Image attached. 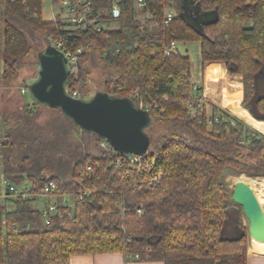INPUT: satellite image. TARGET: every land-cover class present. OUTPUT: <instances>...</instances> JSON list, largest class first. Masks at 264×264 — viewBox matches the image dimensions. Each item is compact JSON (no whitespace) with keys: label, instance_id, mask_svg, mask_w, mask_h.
I'll return each mask as SVG.
<instances>
[{"label":"trees","instance_id":"16d2710c","mask_svg":"<svg viewBox=\"0 0 264 264\" xmlns=\"http://www.w3.org/2000/svg\"><path fill=\"white\" fill-rule=\"evenodd\" d=\"M98 1L97 9L101 2L111 4ZM167 5L177 15L164 25ZM41 7L42 0H0L4 83L17 76L31 53L66 39L84 48L80 65L98 57L113 69V76L102 81L104 91L147 108L153 124L167 130L157 137L148 131L149 152L140 162L81 131L82 141L97 149L77 154L70 178L61 180L30 173L31 155L14 162L19 137H25L28 150L36 145L35 155L41 157L53 153L56 139L45 131L47 124L28 120L34 117L32 108L22 107L18 119L26 124L6 131L0 142V174L14 184L29 177V191L53 181L55 195H72L73 202L59 203L48 224L29 200L13 199L10 210L0 204V264H66L72 255L103 253L137 254L139 260L163 264H247L245 216L230 198L224 171L263 178L264 135L203 97V86L192 82L188 54L164 50L172 41L197 42L201 69L224 62L228 75L241 77L239 108L264 122V0H154L149 7L156 26L140 25L131 0H121L116 26L100 32L64 29L59 14L45 21ZM80 65L66 87L84 99L90 92H83L90 68ZM53 110L60 116L53 120L65 123L63 132L78 129ZM207 116L218 120L209 125ZM87 163L94 170L83 175Z\"/></svg>","mask_w":264,"mask_h":264},{"label":"water","instance_id":"95a60500","mask_svg":"<svg viewBox=\"0 0 264 264\" xmlns=\"http://www.w3.org/2000/svg\"><path fill=\"white\" fill-rule=\"evenodd\" d=\"M72 66L62 51L47 44L37 54L35 75L23 81L28 97L40 107L59 109L61 115L84 133L107 142L121 154L142 156L149 148L148 131L152 117L129 97H119L104 90L82 99L69 94L66 83ZM230 198L243 208L248 220V234L264 240V203L243 180L232 183Z\"/></svg>","mask_w":264,"mask_h":264},{"label":"rangeland","instance_id":"374dc122","mask_svg":"<svg viewBox=\"0 0 264 264\" xmlns=\"http://www.w3.org/2000/svg\"><path fill=\"white\" fill-rule=\"evenodd\" d=\"M51 2H52L51 0H42V7H41L42 19L45 21H50L53 20L54 17H56L58 14L61 15L62 18H65V15L63 16V13L61 12L62 10L61 6L58 3L52 4ZM176 46L181 53L188 54L190 56L191 73L193 76L196 75V78L199 79V74L201 71L199 44L197 42H184V43L178 42ZM37 54H38L37 52H33L27 58L23 59L24 63L19 68L17 72V76L8 83H4L1 80L2 70L0 69V142L4 139V134L6 133V131L15 128L17 125H18L17 127H19V124L20 126L22 125L24 126L26 124V122L24 123L19 122L18 118L22 116L19 108L21 106L24 107L25 105H28L30 108L34 110L33 111L34 117L28 116L30 117L28 120H36L37 125L40 127H44L47 124L45 131L48 133L50 132L51 136L55 134L56 139L52 140L54 141L53 153L47 154L46 157L36 156L35 152L37 150V146L35 145L32 148H29L28 150L27 147L24 146L25 137L21 136L18 138L19 143L16 148V153L14 154L15 155L14 162H19L24 155H31L32 159L30 163V173H35V174L43 173L45 175H53L61 180H67L70 178L71 168L73 162L76 159V155L82 152L84 153L88 150H92V148L96 150L97 147H93L92 143L91 145H89L82 141L81 139L82 132L79 128L70 132L71 134L68 133V130L66 128H64V132H63V127L65 126V123L61 120H53L54 118L57 119L60 118L59 112L57 110L35 105L33 101L28 97L26 88L25 91L22 92L23 81L27 77H31L35 75ZM82 64L83 67L90 68L89 75L88 77H86L89 82V86L86 85L85 88L83 89V92H88V90H90L87 97L84 98L87 99L92 94H94V92L98 90H103L102 89L103 87L101 85L103 79L107 78L109 75L110 77L113 76L114 71L111 67H109L104 61H102L98 57H94V59L92 58L85 59L83 60L81 65L80 64L79 65L82 66ZM201 85L202 84L199 81L196 84V87L197 86L199 87ZM58 121L62 124V126ZM261 123L264 124L263 121H261ZM247 125L250 128L254 129L255 131H258L263 134V131L261 132L256 128L251 127L249 124ZM164 127L165 126H163V124L161 123L158 124L152 123V127L150 129L153 130L152 132L154 136L157 137L160 134H163L167 130L166 128L164 129ZM57 133L63 134L64 141L60 140L59 134ZM55 144H57V149H55ZM33 151L35 157L33 155ZM224 177L225 180L228 182L230 189L232 183H234L237 180H243L244 182L247 183L246 180L249 179H264V177L250 178L244 175H236L230 169H226L224 171ZM8 183L11 182L5 181L2 174H0V204L4 208L10 210L14 206L12 200L5 199L3 197L4 193L7 191ZM16 186L18 187V189H22L25 186L30 187L31 179L26 176L20 183L16 184ZM253 191L256 194V196L259 195L260 197L262 196L264 197V189H262V191H257L253 189ZM67 201H69V204H72L73 196L72 195L67 196L66 194L56 196L55 194H52L37 199H31L29 202L31 203L32 207L36 209H42L45 205H48L49 203L67 202ZM260 203H264V202H260ZM248 225H249L248 220L246 219V217H244L243 226L247 229L248 244H249L251 243L252 238L248 234Z\"/></svg>","mask_w":264,"mask_h":264},{"label":"built area","instance_id":"2783aa9c","mask_svg":"<svg viewBox=\"0 0 264 264\" xmlns=\"http://www.w3.org/2000/svg\"><path fill=\"white\" fill-rule=\"evenodd\" d=\"M120 1L121 0H111L110 5H105L101 2V5H103V7L101 9H97L96 7L97 5H99L98 0H56V2L62 8L61 12L63 13V16L65 15V18H62V22L65 23L64 29L82 31L93 29L96 32L107 31L116 26V19L119 17L121 9ZM151 1L154 0H131L134 17L139 21L140 25H146L148 23L150 26H156L158 24V22L151 20L152 10L149 7V2ZM176 15L177 13L175 8L170 5H167L164 8V14L160 23L167 25L174 17H176ZM50 44L64 53V55L69 59L71 63L72 70L73 68L75 70L78 68L80 64V56L84 51V48L82 46L73 47L69 45L66 39H54ZM176 45L177 42H170L169 45L165 47V54L176 53L178 51ZM24 91L25 88L22 87V92ZM69 94H71L73 97L81 98L80 93L75 89H72V93ZM139 107L143 108L142 105H140ZM143 109L148 110L147 108ZM206 120L207 123L210 125L214 121H217L218 117L207 116ZM140 157L141 156L138 155L126 154V158L129 159L131 162H140ZM93 170V165L87 163L82 174L87 175ZM11 183H8L7 191L3 195L5 199L13 200L21 198L23 200L30 201L31 199H37L58 192V186L53 181H47L38 190L34 191H29L30 187L18 189L16 184ZM62 194L64 195L65 193ZM66 195L68 196V194ZM61 203L69 205V201ZM57 205L58 202L49 203L48 205H45L42 209H39L40 214L42 215V218L45 223L48 224V216L49 214L55 211ZM1 220V229L4 231L6 224L4 214L1 215ZM124 257L126 261L139 259V256L137 254H127Z\"/></svg>","mask_w":264,"mask_h":264},{"label":"crops","instance_id":"0c3cea01","mask_svg":"<svg viewBox=\"0 0 264 264\" xmlns=\"http://www.w3.org/2000/svg\"><path fill=\"white\" fill-rule=\"evenodd\" d=\"M199 81L203 86V97L205 99L230 112L251 127L261 132L263 131L264 134V124L256 121L246 111L239 108V104L243 99L241 77L228 75L224 62L207 63L204 69H201L199 79L196 78V75H192V82L195 85ZM66 264H163V262L142 261L139 259L126 261L124 255L121 253H103L95 255H72ZM247 264H264V240L256 241L252 239L251 243L248 244Z\"/></svg>","mask_w":264,"mask_h":264},{"label":"bare ground","instance_id":"6f19581e","mask_svg":"<svg viewBox=\"0 0 264 264\" xmlns=\"http://www.w3.org/2000/svg\"><path fill=\"white\" fill-rule=\"evenodd\" d=\"M243 179V178H242ZM247 183L255 190L262 191L264 189V179H249ZM259 202H264V197L257 195Z\"/></svg>","mask_w":264,"mask_h":264}]
</instances>
